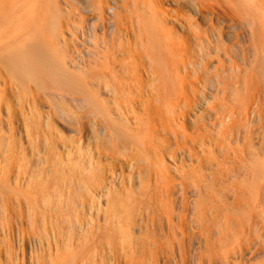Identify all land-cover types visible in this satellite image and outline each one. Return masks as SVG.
Segmentation results:
<instances>
[{
	"label": "bare ground",
	"instance_id": "1",
	"mask_svg": "<svg viewBox=\"0 0 264 264\" xmlns=\"http://www.w3.org/2000/svg\"><path fill=\"white\" fill-rule=\"evenodd\" d=\"M199 3L198 9L191 13L177 0H0V52L6 50L0 53V73L20 81L26 88L51 77L55 82L75 85L82 90L83 85L94 86L98 78H104L106 85L102 86L94 103H99L117 127V133L126 134L132 151L146 163L148 175L139 192L149 199L155 212L147 227L156 229V235L159 229L172 240V247L188 238L203 239L204 231L210 227L209 234L218 237L212 236L213 241L207 235L200 264H245L255 252H262L264 225L258 220L264 213L261 190L254 198L253 207L246 201L249 208H244V194L250 190H245L243 182L241 186L232 187L233 192L228 189L229 194L224 191L222 198L217 197L214 190L230 178L240 177L239 172H235L248 161L250 153L247 154L242 144L245 142L241 141L243 134L249 131L245 123L250 122L253 113L258 114L254 111L258 104L257 93L249 87L248 93L243 94L242 88H238V95L232 99L233 85H222V81L219 85L220 79L214 92L208 91L204 83L216 62L212 63L214 56L209 58L213 55L211 51L208 56L203 50L208 56L204 55V60L193 57L197 51H193L196 46L193 42L202 41L209 50H216L218 65H215L216 72L213 68L212 71L215 77H222L226 68V60L221 56L223 37L211 32L216 36L213 39L202 29L199 20L210 22L207 26L213 31L215 21H228L247 14L264 28V0H202ZM99 31L103 54L95 64L98 68L95 76L86 77L93 66L91 61L81 66L73 57L69 63L72 70H67V61L65 66L64 60L61 62L65 68L60 65L57 40L75 42L80 35L83 41L88 37L96 40ZM225 49L222 53L227 51ZM235 71L238 78L241 77V69ZM76 100L79 102L81 98ZM252 172L255 176L252 182L261 186L264 160L254 163L251 175ZM88 174L92 178L93 173ZM116 201L112 210L114 235L122 246H128L135 231L132 225L135 197L133 193L122 196L120 193ZM243 214L257 218L252 220V230L257 232L248 229ZM213 225L218 228L211 229ZM165 256L164 248L159 247L155 258L149 256L140 260L160 264L159 258ZM63 257L55 264H71V254Z\"/></svg>",
	"mask_w": 264,
	"mask_h": 264
},
{
	"label": "rangeland",
	"instance_id": "2",
	"mask_svg": "<svg viewBox=\"0 0 264 264\" xmlns=\"http://www.w3.org/2000/svg\"><path fill=\"white\" fill-rule=\"evenodd\" d=\"M177 1L185 5L191 13H194L199 2H202ZM246 15L240 14L228 21H215L213 31L207 26L210 22L199 20L202 29L213 39L216 36L223 37L225 43L221 49L223 51L227 47V51L223 53L229 54L226 56L221 51V56L226 60L222 77H215V65H218L216 50H209L204 42L196 41L193 42V45H196L193 46V51L197 50L198 53L194 51L193 57L204 60L202 57L211 51L213 55H207L209 58H215H211L212 63L216 64L210 67L209 78L207 76L204 83L208 91L210 89L214 92L213 88L218 85L220 79L219 85L221 81L222 85H233L230 90L232 99L238 95V88H242L240 91L243 94L248 93L249 87L253 93H257L258 112L254 111L259 116L253 113L248 122L251 124L245 123V128L249 131L244 129V132L248 131L243 134L247 139L244 140V137L241 141L247 143L242 144L245 150L247 149V154L250 153L247 155L248 161L241 166L242 169L236 170L235 173L239 172L237 175L240 177L230 178L222 187L219 184L214 192L217 197L222 198L224 191L229 194L228 189L233 192L232 187L244 183L245 190H250L244 194L247 197L244 208L254 206L253 201L261 190L263 210L264 181L260 182L263 187L255 185V176L253 172L251 175V171L254 163L264 160V28L259 27ZM211 32L217 35L213 36ZM99 33L101 34L100 31L98 35ZM81 36L75 42L66 43L64 38L57 40L56 49H59L56 54L58 53L61 66H65L67 61V70H72L70 59L75 58V63L79 62L81 66L91 61L93 66L86 73V77L91 78L96 75L98 68L95 64L103 54L100 47L101 36L96 40L88 37L86 41H83ZM203 50H206V53ZM5 51L2 49L0 53L4 54ZM229 55V59H226ZM236 68L241 69L242 78H238ZM2 73L0 83L4 84H0V264H55L68 254L72 255L71 264H146L140 259H147L149 256L155 258L159 247L164 248L167 255L165 258H159L160 264L201 263L204 240L208 241L207 235L208 239L213 236L209 234L210 227L208 231H204L203 239L188 238V241L177 243L176 247H172V240L166 235L163 236L159 229L157 236L156 229L147 227L148 220L155 212L149 199L139 192L148 175L146 163L143 157L136 155L135 150L132 151L126 134L122 133L123 131H119L121 134L117 133V127L102 111L99 103H94L96 96L102 91V86L106 85L104 78H98V83L94 86L83 85L82 90L75 85L55 82L56 79L53 81L51 77L38 82V86L28 82L30 85L26 88L20 81ZM211 76L216 79L211 80ZM209 82L214 85L210 86ZM78 98H81V101L78 102ZM121 138L124 141L128 139V143ZM88 173H93L92 178ZM131 188L133 191L129 190ZM127 192L133 193L135 197L132 210V225L135 226V231L131 237V245L122 246L121 241L114 235L115 218L112 210L117 198H120V193L122 196ZM230 195L232 201L233 194L230 192ZM246 201L251 203L249 207ZM248 210L250 211L247 209V212ZM260 215L259 218L263 221L259 218L258 220L264 225V213ZM242 217L248 229L254 232L252 222L257 218L251 219L248 214H243ZM213 226L211 229L218 228ZM213 237L217 239L218 235ZM261 248L262 252H255V256L251 255L250 261L246 260L245 264H264V240Z\"/></svg>",
	"mask_w": 264,
	"mask_h": 264
}]
</instances>
